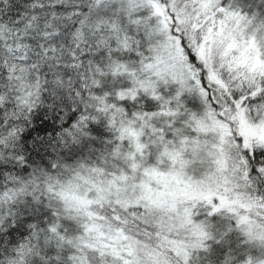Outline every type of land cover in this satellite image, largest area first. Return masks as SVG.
<instances>
[{"label":"snow or ice","instance_id":"6c2138e0","mask_svg":"<svg viewBox=\"0 0 264 264\" xmlns=\"http://www.w3.org/2000/svg\"><path fill=\"white\" fill-rule=\"evenodd\" d=\"M0 264H264V0H0Z\"/></svg>","mask_w":264,"mask_h":264}]
</instances>
